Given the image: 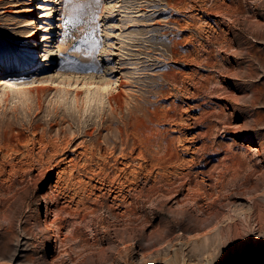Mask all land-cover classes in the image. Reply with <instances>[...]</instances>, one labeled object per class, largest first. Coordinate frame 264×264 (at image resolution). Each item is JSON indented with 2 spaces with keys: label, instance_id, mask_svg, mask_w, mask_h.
I'll list each match as a JSON object with an SVG mask.
<instances>
[{
  "label": "rangeland",
  "instance_id": "374dc122",
  "mask_svg": "<svg viewBox=\"0 0 264 264\" xmlns=\"http://www.w3.org/2000/svg\"><path fill=\"white\" fill-rule=\"evenodd\" d=\"M41 1L0 0V264H264V0Z\"/></svg>",
  "mask_w": 264,
  "mask_h": 264
},
{
  "label": "bare ground",
  "instance_id": "6f19581e",
  "mask_svg": "<svg viewBox=\"0 0 264 264\" xmlns=\"http://www.w3.org/2000/svg\"><path fill=\"white\" fill-rule=\"evenodd\" d=\"M40 1V0H39ZM58 0H56L55 2H57ZM44 2V0H42L41 2H38L37 3V7L36 8H32V9H27L26 11L28 12L27 13V17H28V19H26V21H28L30 18H32V17H34V15L36 14L35 12L37 11V10H39V9H42L43 7H42V3ZM56 9V7L55 6H52L51 8H50V10H51V12H52V14L53 13H55V10ZM23 10H25V9H23ZM38 15H39V17L40 18H42L43 16L42 15H40V13H38ZM38 17V18H39ZM43 28L44 27H40V29L39 30H43ZM39 30H36V31H39ZM36 31L35 32H33L32 34H30V36L29 37H31L32 39H35V40H37V38H38V34L36 33ZM42 42H44V40H42L41 41V43ZM34 47H38V45L36 44V43H33V48ZM45 48H46V46H44ZM37 54H35V56H36ZM50 55H52V52H47V53H43L41 56H40V58L41 57H43V61H46L48 58H49V56ZM27 67V66H26ZM23 69V68H22ZM24 69H26L25 67H24ZM0 83H1V80H0ZM39 89H41V88H39ZM259 218V217H258ZM260 221H262V219H260ZM259 222V221H258ZM258 225H260V224H258ZM263 225V224H262ZM264 226V225H263ZM259 227V226H258ZM263 229V228H262ZM225 231V230H224ZM124 249H126V248H124ZM124 251V250H123ZM175 257V256H174ZM173 258V257H172ZM176 261V258L175 259H171V261ZM165 261H166V259H165ZM169 261H170V259H169ZM171 262H169V264H170ZM156 264H167L166 262L165 263H162V262H159V263H156ZM175 264V263H174ZM204 264H211V263H204Z\"/></svg>",
  "mask_w": 264,
  "mask_h": 264
}]
</instances>
